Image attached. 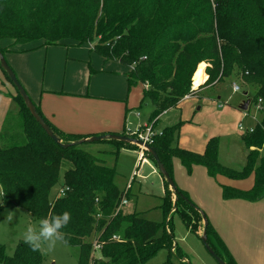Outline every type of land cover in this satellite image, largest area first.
<instances>
[{"label":"trees","instance_id":"1","mask_svg":"<svg viewBox=\"0 0 264 264\" xmlns=\"http://www.w3.org/2000/svg\"><path fill=\"white\" fill-rule=\"evenodd\" d=\"M64 40L77 44L95 40L93 51L104 61L129 67L125 73L128 92L143 85L142 100L148 99L153 108L149 123L176 108L185 96L196 94L193 82L196 86L197 69L202 66L208 77L205 85L232 79L253 89L250 105L261 101V120L251 133L242 135L247 156L240 172L219 163L217 138L208 141L201 155L179 149L178 125L155 133L150 146L172 181V159L177 158L188 170L204 167L214 181L218 176L243 180L254 175L249 190L220 185L224 201L264 200V156L258 153L264 148V0H0L2 56L25 52L21 48L31 43L48 47ZM2 42L9 45L2 47ZM11 98L21 113L23 142L15 144L16 135L9 138L4 129L0 132V188L5 192L0 196V212L10 205L36 221L70 212V223L63 231L67 246L78 248L79 264H146L173 241L169 214H177L194 234L204 219L208 246L225 264H236L204 213L175 184L173 193L163 180L166 189L159 208L164 222L149 221L137 213L114 215L123 196L114 183L115 169L81 150L79 146L86 142L68 148L56 145L31 117L17 91ZM42 118L62 144L90 138L63 134ZM102 142L115 147L113 156L122 147L136 148ZM63 164L68 168L61 172ZM58 184L63 196L56 193L52 197L51 190ZM114 235H119L120 241L112 240ZM96 236L102 244L100 258L92 259L91 241ZM174 249L179 255L167 249L165 264H171L170 255L184 264L179 249ZM43 260L41 252H33L25 243L18 244L11 255L0 246V264H42Z\"/></svg>","mask_w":264,"mask_h":264},{"label":"rangeland","instance_id":"2","mask_svg":"<svg viewBox=\"0 0 264 264\" xmlns=\"http://www.w3.org/2000/svg\"><path fill=\"white\" fill-rule=\"evenodd\" d=\"M95 44V40L82 44H77L72 40H64L59 45L48 47L42 46L41 43H31L21 48L25 52L6 53L4 59L33 104L38 105L40 96L49 91L75 95L71 97L79 99L86 95L95 96L106 101L105 105L108 107L106 109L111 112L123 107L126 108V128L131 132H135L139 128V131H143L147 124H153V131L155 132L163 127L178 125L177 145L179 149L201 155L209 138H219L216 147L219 163L228 168L235 169L234 167L237 166L240 168L243 160L238 147L231 142L237 136H240L242 142L244 133L238 131L239 123H242L245 128H253L261 120L259 111L253 105L249 104L246 111L247 117L243 116L242 111L238 109L243 101L253 98V89L246 88L238 80L232 79H223L214 87L212 85V88H209V85H205L206 78H208L204 73L205 70L199 67V70L196 69L201 71L202 75L204 74V83L196 88H201V90L196 91L194 97L189 98L190 96H188L189 99L182 100L178 107L168 109L171 110L170 113L165 116L162 114L161 119L157 120L158 125L154 119L148 123L153 108L148 99L142 100L143 85L138 84L128 92L125 73L130 68L115 61H104L100 53L93 51ZM195 72L197 71L195 70ZM233 82L239 86V91L234 92L232 90ZM25 84L28 85L25 86ZM2 86H8L12 96L16 94L14 87L5 78L1 85L4 95L6 91L3 90ZM193 88L196 89L194 82ZM245 90L247 91L246 96L243 95ZM4 97L8 96L4 95ZM8 99L12 98L8 97ZM50 101V97L46 98L48 106L62 109V107L53 106ZM20 123L21 113L14 103L12 113L3 129L9 138L16 135L15 142L17 143L15 144L23 142L20 139L23 135ZM127 136L132 135L128 133ZM7 143L2 144V146H6ZM79 148L104 160L107 166L115 169L114 183L121 191H124L126 183L134 171L136 174L135 181L130 185L126 195L127 205L123 208L125 214L137 213L146 220L164 222L165 218L159 206L165 193V183L159 175L155 163L145 153L138 156L137 148L122 147L118 154L113 156L111 151L115 147L102 141L86 142L81 144ZM246 153L247 150H245L244 156ZM258 153L259 156H264V148ZM67 168L68 165L63 164L61 172ZM240 170L238 171L240 172ZM195 173L193 167L188 170L180 164L177 158L172 159V179L177 188L180 189L179 186L194 180ZM253 177L254 175L242 183L238 181L233 183L238 185L237 188L246 190L252 184ZM222 178H226V175ZM218 183L221 184V182ZM59 191L60 185L58 184L51 190V196L53 197ZM189 198L191 199V197ZM171 199L173 201L172 194ZM196 207L204 213L209 221L207 213L198 205ZM10 211L15 212V217L9 223L5 219ZM168 219H170L168 225L173 233V241L169 246L166 245L170 253L179 255L174 249V246H177L181 256L185 259L186 263L184 262V264H217L202 244L201 236L198 237L190 232L177 214H169ZM38 222L19 208L10 205L2 207L0 212V246L4 247L5 253L11 255L18 244L24 243L23 233L27 226L29 224L38 225ZM167 249H159L154 256L147 260L146 264H164L169 256ZM40 252L44 257L42 264H79L77 247L58 243L54 251ZM173 255H170V262L178 264L179 260ZM99 258L100 254L96 253L94 259Z\"/></svg>","mask_w":264,"mask_h":264},{"label":"crops","instance_id":"3","mask_svg":"<svg viewBox=\"0 0 264 264\" xmlns=\"http://www.w3.org/2000/svg\"><path fill=\"white\" fill-rule=\"evenodd\" d=\"M8 45V42L1 43L2 47H6ZM202 68L204 70V66H202ZM3 79L4 77L0 72V132L6 125L7 119L10 117L12 108L14 106L13 100L8 99V97L11 98L16 95H11L8 86H2L3 90L6 91V94L4 95L8 96L4 97L1 90ZM202 83H204V81ZM26 85L28 84H25V86ZM214 86L215 85H213V87ZM209 88H212V86H209ZM196 90L200 91L201 88H196ZM71 96L75 95H69L62 92H44L43 95L40 96L41 98H39V104L34 105L39 108L42 117H44L46 121L50 123L56 130L63 134L90 137L117 134L128 137V133H133L126 128V108L123 107L116 110L115 112H111L109 109H106L108 108L105 105L107 102L100 100V98L95 96L89 97L86 95L85 97L79 99L72 98ZM194 96H190L189 98ZM48 97L51 98L50 103L53 106L62 107V109L48 106V102L46 104V98ZM189 98H183L182 100ZM181 101L176 107L180 105ZM170 111L171 110L166 111L163 115L165 116L169 114ZM242 113L243 116H248V114H246L247 112L242 111ZM159 118L161 119V116ZM159 118L157 119L158 121L160 120ZM157 120L156 123L158 125ZM157 125L154 126L157 127ZM240 126L242 128L244 127L242 126V123H239V132H241L239 130ZM164 128L166 127L161 128L158 132ZM245 129L251 128L244 127L243 130ZM217 139L219 143V138ZM231 143L238 147L243 163L240 168H237L238 166L234 167L235 169L228 167L225 168L232 171H238L244 167L247 153L244 156L246 149H244V146L240 141V136L232 139ZM193 168L196 172L194 180H190L187 184L179 186L180 189L186 192L189 197H191L192 201L207 213L210 224L225 245L228 252L231 254L236 264H264V200H260L255 203H248L242 200L224 201L221 197V184L224 186L237 188L238 185L233 182L238 181L239 183H242L243 181H247L252 175L244 180H233L229 178L218 177L217 181L221 182V184H219L217 181H214L207 175L204 167L194 166ZM134 181L135 179L133 182ZM178 184L180 185L179 182ZM252 185L253 182L246 188V190H249ZM202 225L203 224L201 223L199 224L198 230L195 233V235L198 237L202 235ZM181 261L182 263L185 262L184 257H182Z\"/></svg>","mask_w":264,"mask_h":264},{"label":"water","instance_id":"4","mask_svg":"<svg viewBox=\"0 0 264 264\" xmlns=\"http://www.w3.org/2000/svg\"><path fill=\"white\" fill-rule=\"evenodd\" d=\"M0 70L2 72H4L7 76V78L9 79V81L11 82V84L13 85V87L15 88V90L17 91L18 95L20 96V98L22 99L26 109L28 110L29 114L31 115V117L34 119V121L37 123V125L41 128V130L45 133V135L51 140L53 141L56 145L58 146H62L63 148H68L74 144H81L83 142H99V141H116V142H120L123 144H131L133 146H142V143L130 138V137H126L123 135H117V134H108V135H98V136H92L90 138L87 139H82L81 141L75 142V143H70V144H62L60 139L54 135V133L52 132V130L48 127V125L46 124V122L44 121V119L39 115V113L36 111L35 105L32 103V101L29 99L27 93L25 92L24 88L20 85V83L18 82V80L16 79L15 74L12 72V70L9 68V66L7 65L4 56H2V54L0 53ZM244 96H246V94H243ZM250 104V100H246L243 101L238 109L240 111L246 112L248 109V106ZM144 150L146 155H148L153 162L155 163L158 173L159 175L162 177V179L166 182V184L168 185V188L170 189V191H172L173 193H175V186L173 181L171 180V178H169V176L167 175L164 167L162 166V164L160 163L158 156L154 150V148H152L149 145H144ZM175 200V199H174ZM203 228H202V235L200 237L202 244L204 245L205 249L207 250V252L211 255V257L215 260V262L217 264H225L213 251L212 249L208 246L207 244V239H206V235H205V226H206V221L203 219Z\"/></svg>","mask_w":264,"mask_h":264},{"label":"clouds","instance_id":"5","mask_svg":"<svg viewBox=\"0 0 264 264\" xmlns=\"http://www.w3.org/2000/svg\"><path fill=\"white\" fill-rule=\"evenodd\" d=\"M0 196H5L0 188ZM15 212H8L6 222H12ZM71 220V213L63 211L59 214L49 215L39 220L38 225L29 224L23 233V241L33 252L55 250L57 244H68L67 233L63 231Z\"/></svg>","mask_w":264,"mask_h":264},{"label":"built area","instance_id":"6","mask_svg":"<svg viewBox=\"0 0 264 264\" xmlns=\"http://www.w3.org/2000/svg\"><path fill=\"white\" fill-rule=\"evenodd\" d=\"M232 90L234 92H237L239 91V87L236 85V84H232ZM188 96H185L184 98H187ZM260 100H258V103L256 104L255 109H257V111H260L261 110V107H260ZM165 112L161 113L156 119L155 121L162 115L164 114ZM239 130L243 133H246V132H249L251 133L252 132V128L251 129H245L243 130V128L240 126L239 127ZM155 133H160L158 131H153V124L151 125H145L144 126V129L143 131H139V129L133 133H131L132 136H129L130 138L132 137L133 139L139 141L142 143V146H136V148L138 149V153H139V156H142V154L145 153V150H144V145H149L151 144V141H152V138H153V135ZM146 154V153H145ZM135 170V168H134ZM135 173L134 171L132 172V175L128 181V183L126 184L125 188H124V191H123V196L118 204V206L116 207V209L114 210V215H116L117 213H120V212H123V208L127 205V202H126V195L130 189V185L132 184L134 178H135ZM57 197H61L63 196V190H60L57 195ZM124 213V212H123ZM112 240L114 241H120V237L118 235H114L112 237ZM101 243L99 242V239H97V236L95 238H93L92 242H91V258L94 259L95 257V254L99 252V250L101 249ZM90 264H92L90 262Z\"/></svg>","mask_w":264,"mask_h":264},{"label":"bare ground","instance_id":"7","mask_svg":"<svg viewBox=\"0 0 264 264\" xmlns=\"http://www.w3.org/2000/svg\"><path fill=\"white\" fill-rule=\"evenodd\" d=\"M203 81V75L201 74V71H198L196 77H195V83H196V86L195 87H198L199 84Z\"/></svg>","mask_w":264,"mask_h":264}]
</instances>
